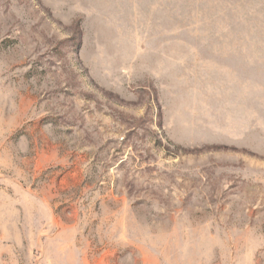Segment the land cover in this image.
<instances>
[{
    "label": "rangeland",
    "instance_id": "1",
    "mask_svg": "<svg viewBox=\"0 0 264 264\" xmlns=\"http://www.w3.org/2000/svg\"><path fill=\"white\" fill-rule=\"evenodd\" d=\"M0 264H264V0H0Z\"/></svg>",
    "mask_w": 264,
    "mask_h": 264
}]
</instances>
